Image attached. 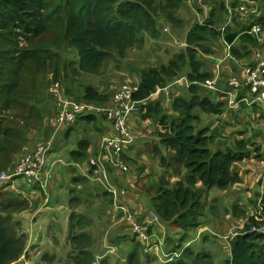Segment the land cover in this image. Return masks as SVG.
Returning <instances> with one entry per match:
<instances>
[{
    "label": "trees",
    "instance_id": "1",
    "mask_svg": "<svg viewBox=\"0 0 264 264\" xmlns=\"http://www.w3.org/2000/svg\"><path fill=\"white\" fill-rule=\"evenodd\" d=\"M186 1L0 0V165H9L11 158L20 153L26 143L24 150L28 145L33 146L38 137L43 138L40 140V143H43L52 133V129L45 126V123L52 115L53 118L56 116V96L48 92V88L47 93H39L34 98L35 104L31 102L30 97L22 100L21 96H25L26 92L23 81H26L27 76L24 73L29 63L45 67L50 58L46 45L30 46L32 40L53 33L57 40L51 41L52 45L60 50L67 48L70 52L75 51L77 64L73 66V71L78 74H93L100 69L109 50H112L116 58H121L129 48L143 47L147 35L151 38L160 36L159 21H163L162 32L164 26L172 29L179 27L183 22L180 10L187 9ZM255 1L260 3L257 4V11L251 13L240 10V2L238 4V0H233L231 5L236 9L232 12L231 22L225 23V2L206 0L210 7L208 17L202 23L193 18L184 37V47L174 53L166 64L145 67L140 72L138 90L134 94L135 99L143 100L139 112L144 118H158L159 123L165 126L167 130L161 135V145L172 153L168 151L166 156L161 157V164L177 174H183L174 182L161 178L150 197V206L162 222L173 223L185 232L203 224L205 218L216 217L217 214L212 209H208L212 217H206L207 211L203 210L204 201L211 188L227 189L240 181L237 163L251 157L264 163V150L256 147L254 143L250 144V140H237L232 148L211 149L217 134L206 135L205 128H198L200 119L196 114L198 111L212 114L222 111L221 104H214L206 96H201L204 91L201 82L213 76L210 72L202 71L201 61L204 55L213 53L210 45L214 46L222 36L227 43L232 44L230 51L235 58L248 60L253 49L258 47L255 36L248 31L257 22L264 27V0ZM242 14H249L251 19L257 18L250 23L242 20ZM56 74L60 75L58 67ZM181 77L194 83L171 99L170 108L177 116L168 117L159 101L154 104L152 101L156 100L157 94L163 93L162 88ZM59 80L62 94L81 102L107 105L111 103L116 90L115 88L110 90L111 92H101L96 87L87 85L82 93H79L75 89L71 90L73 86L69 83L68 73L64 72L66 91L62 78ZM158 86L161 93H155ZM25 100L30 101L29 105ZM147 100L148 106L145 109ZM15 107H21V112L12 116V120L23 118L24 124L21 127L16 123L13 125L8 116V111ZM95 117L105 120L103 116L82 113L74 123L67 125L69 127L66 132L63 128L60 132L63 131L65 137L74 124ZM89 142L88 139L80 140L77 143L79 149L68 152L70 158L75 161L85 159ZM121 159L129 164V159L124 153L121 154ZM16 163L15 161L10 164L5 171L12 172ZM107 170L117 175L115 168L107 166ZM17 179H22L25 184H34L27 182L24 177L13 180ZM72 181L80 185L84 183L83 179L78 177ZM120 184L127 186L121 180ZM102 191L106 194L107 190ZM70 193L73 194L74 190L71 189ZM15 194L21 196L16 192ZM6 195H11L12 200L5 204L0 202V264H17L26 251L28 236L22 231L10 234L20 228L19 223L13 219L14 214L33 210L34 207L30 206L29 200L26 202L13 194ZM75 200V197L70 199L68 229L70 248L73 252L70 261L72 264H94L95 258L89 250L90 236L83 230L86 220L76 211L78 205H74ZM262 204L264 206V196ZM261 235L246 233L233 238L231 255L221 264H264V236ZM179 248L180 251L171 253L170 259L163 264H217L207 251H195L189 245ZM50 259V256H42L35 264H44ZM127 261L128 264H140L138 251H133ZM100 262L109 264L105 259Z\"/></svg>",
    "mask_w": 264,
    "mask_h": 264
},
{
    "label": "crops",
    "instance_id": "2",
    "mask_svg": "<svg viewBox=\"0 0 264 264\" xmlns=\"http://www.w3.org/2000/svg\"><path fill=\"white\" fill-rule=\"evenodd\" d=\"M223 1L227 8V14L224 16L225 23L226 21L227 23H230L232 12L236 8H232L231 4L233 0ZM243 1L244 0H238V4L239 2L241 4ZM254 2H256V7L257 4L260 3V1L255 0ZM186 6L191 10L190 14L193 18L195 17L196 21L199 23H202L203 20L208 17L210 7L206 3V0H187ZM242 15L244 17L242 20L250 23L254 22L255 18H257L253 17L251 19L249 18V14ZM253 25L259 26L261 31L258 34L250 33L255 36L258 41V47L253 49V53L249 60L235 58L230 51L232 44L227 43L222 36L217 40L214 46L207 44L211 46L213 53L202 57V71L210 72V74L213 75L212 77L218 75L217 78L220 89H226V86H228L227 82L231 78L242 80L244 78L245 67L250 65L256 67L258 62L264 58V27L260 26L258 22ZM218 48L222 50V54L216 53ZM175 80L171 82V84L162 88L163 93L160 91L161 94H157V97L155 98L156 100L153 99L154 102L152 101V104L159 101L160 106L168 117L177 116V113L170 108L171 99L183 93L185 87H187L186 83L181 81L180 78H176ZM201 87L204 90L202 91L201 96H206V98L214 104H221L222 111L217 114L198 111L196 113L200 119L198 128H205L206 135H211L212 133L217 134L214 141L217 138L222 140V143L220 144L221 146L232 148L237 140L244 139L250 140V144L254 143L256 147H260L261 150H264V107L261 105L248 106L243 103L239 108L230 109L222 94L217 91H209L203 86ZM75 90L82 93L80 88H75ZM110 90L111 89L107 92H111ZM99 91L105 92L102 90ZM56 101L57 109L58 98ZM145 103L146 109L148 106V100ZM53 116L54 115H52L50 120L45 123V126L52 129V133L49 135L48 139L54 134L55 120ZM251 116L256 120L253 123L248 119ZM213 121H217V126H239L240 130L236 131L239 135H235L234 138L228 141H225L226 138H219L223 135L221 133L218 134L216 127L213 128L210 126ZM83 122L86 123L87 121L83 120L77 124ZM68 127L69 126H64L63 131L66 132ZM129 127L134 136V142L123 152L124 156L129 159V164L125 163L126 170L115 171L118 176L113 174L112 178L110 177V184L116 189L115 195L105 189L102 190H105L106 194H104L102 190L90 189L93 183H96L97 185L98 183L95 181V178L90 175L88 160L98 150L101 140L112 134L110 127L104 124L101 125L99 130H97L98 128L90 129L89 135L86 138L78 139L75 143L70 144L69 146H66L65 142L72 131V127L70 128L68 135L65 137L63 136L61 139H58L59 131L56 135V144L53 146L51 153L46 158L42 167V180L40 184L34 183L30 186L29 184H26L27 186L25 185V187L17 191L21 196L28 195V200H31L30 203L32 201H37L36 206L33 210L31 209V211H37L41 206L45 205L44 207L47 209H45V211L51 214L55 212L56 209L63 207L65 208L66 213L61 219L64 220L68 218V221L71 212L70 199L72 197L78 195L80 196V200H87L89 199L88 196L92 197V195L98 194V192L102 193V198L103 196H107L109 198L108 203L105 204L101 198L99 203L100 210L96 212L97 214L102 213L104 211L103 206L108 205L107 208H109V210H105L104 213L109 215V222L102 227L104 228L103 241L101 244L96 242L92 245L93 256L95 261H97V264H99L98 261L100 259H110L111 255L115 254V252L118 255L116 249L112 246L115 243L116 238L124 237L127 233L132 234L131 223L123 218L126 217L127 213H131L135 216H146L149 210H154L150 206V197L152 196H150V192L156 190L158 181L161 178H166L170 182H174L183 176L182 173L177 174L172 169L166 168L161 164V157L166 156L168 151L170 153L172 152L161 145V135L165 134L167 129L163 124L159 123L158 118L149 116L144 118L140 112H137L130 116ZM43 130L44 129H42V131ZM243 135H246V137ZM41 138L42 137H38L33 146H28V148L25 149L26 153L32 151L35 146L40 143V140L43 139ZM62 139L63 144L59 146ZM83 139H88L90 141L86 149V158L75 161L70 158L68 152L71 150H78L79 147L77 143ZM214 141L212 143H214ZM217 148L220 147H216L215 149ZM140 164H148L150 169H147L146 171L143 170L144 172L141 170L143 172L142 174L138 173L135 175L136 168ZM237 166L239 169L240 181L227 189L211 188L208 192V197L204 201L203 210L207 211L206 217H212L208 213V209H212L215 214H217L215 218H205L203 224L193 227L185 232L173 223L162 222L158 215L159 222L151 225V228L146 234V238L132 234L133 237L138 240L143 249V256H139L140 264H147L152 260L161 261L163 264L170 259L169 257L171 253L178 252L174 250L175 246L185 247L189 245L195 249L194 247L199 248L201 243L213 244L216 240L217 242L221 241L228 245V254L230 257L232 239L238 235L246 234L245 230L248 228V225H251L250 223H258L260 219L264 218V206L262 204V197L264 196V163L251 157L237 163ZM151 168H154V170H151ZM76 177L82 178L83 181L88 180L92 184L84 182L82 183L83 185H80L78 183L77 185H79V187L76 188L72 183V179ZM158 177L159 179L156 182L155 179ZM120 180L125 182L127 186H122ZM22 183L25 184L23 180ZM54 183L58 184V187L66 184V187L63 191H57L55 190L57 188L54 187ZM71 189L74 190L73 194L70 193ZM53 191L57 199L55 207L49 204L50 200L48 199ZM40 193L44 196L43 201L39 200ZM32 196L36 197L33 198ZM78 206H76V211ZM77 212L83 216L81 212ZM87 218L91 217L87 216ZM38 223L39 221H37L35 225H38ZM42 223L45 225L46 220ZM65 224H67V221ZM99 224L100 221L98 219L97 226ZM192 231H195V235ZM121 249L128 250V244L124 243Z\"/></svg>",
    "mask_w": 264,
    "mask_h": 264
},
{
    "label": "rangeland",
    "instance_id": "3",
    "mask_svg": "<svg viewBox=\"0 0 264 264\" xmlns=\"http://www.w3.org/2000/svg\"><path fill=\"white\" fill-rule=\"evenodd\" d=\"M186 10L185 8H182L180 10L181 11L180 18L182 19L183 22L179 24V27H177L176 30L168 26H164L162 32L163 21L162 20H161L162 22L159 21L158 24L161 31L160 36H158L157 38H151L150 36L147 35L146 42L143 45V47L129 48L128 50L125 51L124 56L121 58H116L115 54L113 55L112 50H109L104 63L101 65L100 69L93 74H84V73L78 74L75 71H73V66L75 65V63L77 64V55L75 54V51L70 52V49L67 48L64 50H60L56 46L52 45L51 41L57 40L56 37L53 35V33H47L46 35L40 38L32 40L30 46L38 47L37 45H43V44L46 45L47 49L50 52V58L47 60V65L45 67H39L36 64L29 63L30 65L27 67L24 73L27 76L26 81H23V85L26 89V92H25V96L21 94L22 100L27 97H30L31 102L35 104L36 100L34 98L39 93L41 94L47 93V88L49 92V89L54 84L56 83L60 84L61 80L59 79L62 78V83L64 85L63 82L64 72L68 73L69 83H71V85L73 86L71 90L75 88H80V90H83L85 86L91 85L96 87L98 90L107 92L109 91V89L114 90L122 83L136 84L140 79L139 76L142 69L149 66L166 64L169 61V59L172 57V55L175 52H178V50H181V48L184 46L183 44H184L185 34L187 32V29L190 27V24L193 22V16L190 13H188L191 12V10H189L188 8ZM216 53L222 54V50L218 48ZM57 67L58 70L60 71V75L56 74ZM64 88L66 90L65 85ZM62 90L63 89L61 87L60 91L62 92ZM25 102L29 105L30 101L25 100ZM261 106L264 107V105ZM20 112H21V107H15L12 110L8 111V116L9 119L11 120V123H13V125L14 123H16L18 127L23 126L24 124V122L22 121L23 118H16V119L14 118L12 120V116L18 115L20 114ZM248 119L251 121V123L256 121L254 118H252V116L249 117ZM216 122L217 121H213L210 124V126L213 128L216 127V131H218V134L221 133L223 135L222 137L219 138H226L225 141H228L234 138L235 135L237 136L239 135L236 132L237 130H240L239 126L236 125L217 126ZM102 124L106 126L110 125L109 121L101 119L100 117H95L94 119L88 120L86 123L83 122L81 124H74L68 139H66L65 142L66 146L75 143L78 139L86 138L89 135L90 129L98 128L97 130H99ZM243 136L246 137V135ZM62 137H63V131H61L58 134V139H61ZM36 138L37 137H35V139ZM221 143L222 140H219L217 138L214 141V143H212V149H215L216 147H220L224 149V147L226 146H221L220 145ZM62 144H63V139L62 142L59 144V146H61ZM26 145L27 143L25 144V146ZM25 146L22 147V151L20 153L16 154L15 156H13V158H11L9 165L14 163L15 161L17 162V158L19 156L26 154V151L23 149ZM9 165H7L6 167L0 165V174L1 172H4L5 169L9 167ZM147 169H150V166L148 164H144V165L140 164L136 168L135 175L138 173L142 174ZM141 170L144 171L142 172ZM151 170H154V168H151ZM112 175L113 174L110 173L108 170H106L105 173L99 174L95 178V181H97L99 186L96 183H93L90 189H96V190L107 189L109 185L111 186L110 177L112 178ZM158 179L159 177L155 179V181L157 182ZM83 182L92 184L88 180H84ZM73 184L76 188L79 187V185L75 183ZM25 185L26 184L22 183V179L13 180V182L10 180L3 181L0 179V202L5 204L8 202V200H12L11 195L10 196L6 195L7 193L13 194L14 196L18 197V195H16L15 192L17 193V191L21 190L23 187H25ZM57 185L58 184L54 185V187L57 188L55 189L57 191L58 190L63 191L64 188L66 187V184L62 185L61 187H58ZM153 193L154 190L150 192V196L153 195ZM32 197L35 198L36 196H32ZM74 197L77 199L74 201L75 202L74 205H79L77 211L81 212L86 220V227L83 230L85 233H87L90 236L89 250L92 252L93 255L92 245L96 242L101 244L103 241L104 228L102 227L104 224L109 222V215H106L104 211L109 210V208H107L108 205H105L103 206L104 211L102 213L99 214L96 213L98 210H100L99 203L102 198L101 192L92 195V197L88 196L89 199L87 200H82V199L79 200L80 196L78 195ZM18 198L23 199L27 202L29 196L28 195L20 196ZM48 199L50 200L49 204L55 207L57 199H56V195L54 194V191L51 192ZM102 199L105 204L108 203L109 198L107 196H103ZM39 200L41 201L44 200V196H42L41 193ZM30 201L31 200H29V202ZM36 202L37 201H32L30 206L32 205V207H35ZM44 206H41L37 211L35 210L31 211L30 209L21 212H15L14 214L13 219L14 221H17L19 223L20 228H16L12 232H10V234H12L13 232L19 233L20 231H22L28 236V240L26 243V251L20 257L17 264H35L38 260H41L42 256L51 257V259L44 262V264H72L70 260L73 256V252L72 249L70 248V243H69V235H70V231L68 229L69 221L68 218L64 220L61 219L62 216L65 215L66 210L63 207H60L56 209L55 212L50 214L47 213V211H45L46 208ZM87 216H90L91 218H87ZM98 219L100 221V224L97 226ZM45 220H46V224L44 225L42 222H44ZM37 221H39V223L38 225H35ZM66 221L67 224H65ZM76 232H80V230H76ZM192 233L195 235V231H192ZM250 233H254V232H250ZM254 234H258V233H254ZM251 238L252 237H250V239ZM124 243L128 244V248H129L128 250L121 249ZM112 246L116 249L118 255L116 254V252L115 254H112L110 259L107 260L109 264H128L127 258L135 250L138 251L140 257L143 256L142 246L140 245L138 240L134 238L133 235L130 233H127L124 237L116 238V241ZM194 248L195 251L209 252L213 257V261L217 264L223 263L229 257L228 254L229 247L226 243H223L221 241L217 242L216 240V242H213V244L201 243L199 248L198 247H194ZM174 250L179 252L180 248L178 246H175ZM100 261L101 259L98 261L99 264H101ZM94 264H97V261H95ZM147 264H162V262L157 260H152Z\"/></svg>",
    "mask_w": 264,
    "mask_h": 264
},
{
    "label": "built area",
    "instance_id": "4",
    "mask_svg": "<svg viewBox=\"0 0 264 264\" xmlns=\"http://www.w3.org/2000/svg\"><path fill=\"white\" fill-rule=\"evenodd\" d=\"M239 8L242 11L254 13L256 2L254 0H244ZM260 31L259 26L252 25L248 32L258 34ZM217 76L205 79L201 82V86L209 91H217L224 95L230 109L239 108L241 103L248 106L264 105V58L258 62L256 67H253V65L245 67L242 80L229 79L226 89L219 88ZM180 80L185 82L187 87L194 83L188 82L185 77H181ZM137 90V84L122 83L116 88L111 103L101 105L67 98L60 91V84H54L49 89V92L58 98L57 113L54 118V134L43 143H38L32 151L22 155L17 160L12 172H1L0 179L8 181L24 177L27 182L40 184L42 180L41 170L46 158L56 144L57 133L64 126L74 123L82 113L103 116L106 121H109L112 130V134L101 140L98 150L88 160L90 175L96 178L99 174L106 172L107 166H111L116 170H126V164L121 159V154L134 142V136L129 127V118L139 112L140 105L143 103V100L134 98ZM159 91H161V88L156 87L155 93ZM105 190L114 195L116 193V189L110 185ZM123 218L131 223L132 234L144 238H146L151 225L159 222V216L154 210H149L146 216H135L127 213L126 217ZM250 232L264 235V218L260 219L258 223L251 224L245 230V233Z\"/></svg>",
    "mask_w": 264,
    "mask_h": 264
}]
</instances>
